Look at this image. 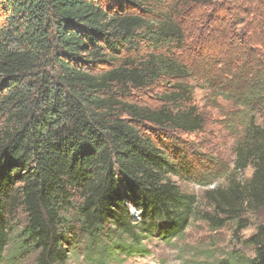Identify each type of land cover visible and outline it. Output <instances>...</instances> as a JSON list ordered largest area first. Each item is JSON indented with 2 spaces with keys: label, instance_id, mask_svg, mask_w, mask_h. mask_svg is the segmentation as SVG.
I'll return each mask as SVG.
<instances>
[{
  "label": "trees",
  "instance_id": "16d2710c",
  "mask_svg": "<svg viewBox=\"0 0 264 264\" xmlns=\"http://www.w3.org/2000/svg\"><path fill=\"white\" fill-rule=\"evenodd\" d=\"M171 1L164 10L160 0H0V260L12 244L10 263L81 254L120 264L155 234L180 237L196 200L171 179L194 172L167 135L203 129L189 82L207 87L213 107L229 102L228 127L240 128L231 171L208 173L227 183L205 193L201 219L239 232L264 210V0H240L246 20L223 16L198 44L176 18L213 0ZM246 244L252 257L216 264H264V223Z\"/></svg>",
  "mask_w": 264,
  "mask_h": 264
},
{
  "label": "rangeland",
  "instance_id": "374dc122",
  "mask_svg": "<svg viewBox=\"0 0 264 264\" xmlns=\"http://www.w3.org/2000/svg\"><path fill=\"white\" fill-rule=\"evenodd\" d=\"M159 9L166 10L173 4L171 0H160ZM240 0H213L209 5L198 6L185 11L176 19L185 29L188 36V44H198L202 38H212L211 29H219L221 18L230 19L237 15L241 19L246 18L238 11ZM166 8V9H165ZM244 10V6L241 7ZM235 32L245 30V24H233ZM201 30H204L201 31ZM192 104L196 113L203 120V129L193 134L171 133L180 148L188 150V160L194 172L192 179L172 178V182L183 192L193 196L196 200V214L189 222L184 233L180 237L172 239L169 243L160 240L157 235L143 241L145 254L117 260L120 264H216L219 260L228 258L233 252L239 251L246 257H252V248L246 241L254 234L256 227L264 223V210L256 214L245 216L247 227L239 232L233 222H227L222 228L213 230L207 222L201 219L202 215L211 212L210 205L206 202L205 193L224 187L226 177L218 175L210 177L213 169L219 167L228 168L231 171L233 154L232 148L240 133V128L232 130L228 127V112L234 111L232 105L222 99H218V107L215 108L209 101V91L201 83L189 82ZM144 105H157L152 96H140ZM257 123L264 124V118L258 116ZM239 130V131H238ZM210 170V171H208ZM208 171V172H207ZM229 172V171H228ZM250 168L237 175L238 181L248 180L251 176ZM133 222H139L138 212L129 209ZM13 229L19 230L24 225V218L20 214L14 219ZM12 244L6 249L0 264H35L34 258L23 261L11 260ZM67 264H94L88 263L81 254L70 255ZM115 264V263H110Z\"/></svg>",
  "mask_w": 264,
  "mask_h": 264
}]
</instances>
